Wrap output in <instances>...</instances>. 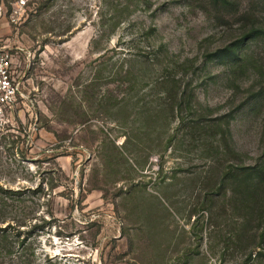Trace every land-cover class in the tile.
<instances>
[{
	"label": "rangeland",
	"instance_id": "1",
	"mask_svg": "<svg viewBox=\"0 0 264 264\" xmlns=\"http://www.w3.org/2000/svg\"><path fill=\"white\" fill-rule=\"evenodd\" d=\"M17 1L0 0L23 101L0 125V185L25 191L26 214L23 244L10 237L0 264H244L258 238L236 229L240 212L201 202L231 183L221 180L229 163H264V17L247 38V0L230 16L206 0ZM159 44L167 52L146 59ZM230 44L237 58L220 53ZM128 53L140 56L122 63ZM182 61L187 73L175 76L195 112L179 114L220 119L232 153L143 108L157 106L154 81ZM121 64L136 75L132 90Z\"/></svg>",
	"mask_w": 264,
	"mask_h": 264
},
{
	"label": "trees",
	"instance_id": "2",
	"mask_svg": "<svg viewBox=\"0 0 264 264\" xmlns=\"http://www.w3.org/2000/svg\"><path fill=\"white\" fill-rule=\"evenodd\" d=\"M206 3L212 12L222 16L235 14L239 6L237 0H206ZM241 12L244 19H251L253 21L249 29L251 33L247 35V38H249L257 31V29L253 28L256 19L264 17V0H247V4ZM151 32H153V29H151ZM164 47L163 44H159L156 50L152 49L149 52H145L147 53L145 54L146 59L152 53L167 52ZM220 53L237 58L239 56V49L235 45L230 44L220 50ZM129 54L140 56V53L125 54L122 58V63L130 60L126 56ZM185 61L175 63L172 71H166L167 74L165 76L156 78L153 83L156 87L153 89H161L157 95V106L152 109L146 102L143 108H146L145 110H148L152 115L156 112H166L169 118H177L179 123L178 128L192 133L194 139L208 140V147L215 148L216 151H218L220 146L224 145L232 153V149L225 142L227 127L225 126V129L224 127L222 128L223 124L220 122V119H209L210 123H207L198 114L196 117L186 120L179 114L182 109L187 113L195 112L193 110V90L187 89L190 84L187 82L183 83L184 81L175 76L178 70L184 74L187 73L188 68L184 67ZM157 62L162 65V70H168L167 65L163 63V59ZM176 67L178 69H174ZM133 73L131 67H124L123 64H121L117 71V74L126 81L127 90H132L137 86L136 81H134V78H137ZM121 100L124 101L122 105V109H124L128 106V98L124 96ZM217 134H219V139H215ZM173 136L174 134H171L169 137L168 144H171ZM221 176L222 181L228 180L231 182L226 183V185L230 186L228 187L224 183H214L209 192L205 193V198L201 204L206 207L207 203H212V198L216 197L215 203L220 204V214H235L240 212L238 214H240L241 219L236 218L235 220L236 229L242 230L245 235L248 234L253 238H258L257 245L248 251L243 263L264 264V163L244 165L229 163ZM24 192L20 189H11L0 185V224L6 223L4 226L0 225V255L3 252L4 254H10L13 251L14 241H10V237L14 236L17 238V245H22L24 242V237L19 240L23 232L21 227L25 225L24 216L26 212L22 206ZM30 192L33 193L35 191L31 190ZM45 222L47 221L44 220L42 224H34L31 227L42 228ZM239 235L237 234L238 237ZM26 248L28 249V247ZM256 248L258 249L256 250Z\"/></svg>",
	"mask_w": 264,
	"mask_h": 264
},
{
	"label": "built area",
	"instance_id": "3",
	"mask_svg": "<svg viewBox=\"0 0 264 264\" xmlns=\"http://www.w3.org/2000/svg\"><path fill=\"white\" fill-rule=\"evenodd\" d=\"M25 0H18L15 6L22 7ZM17 56L11 48L0 40V125L6 124L13 116L16 107H20L22 93L17 81ZM22 100V99H21Z\"/></svg>",
	"mask_w": 264,
	"mask_h": 264
}]
</instances>
